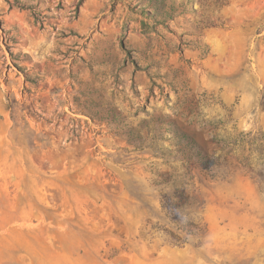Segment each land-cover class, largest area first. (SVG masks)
<instances>
[{"label":"rangeland","instance_id":"rangeland-1","mask_svg":"<svg viewBox=\"0 0 264 264\" xmlns=\"http://www.w3.org/2000/svg\"><path fill=\"white\" fill-rule=\"evenodd\" d=\"M151 2L0 0V264H264V0Z\"/></svg>","mask_w":264,"mask_h":264},{"label":"crops","instance_id":"crops-1","mask_svg":"<svg viewBox=\"0 0 264 264\" xmlns=\"http://www.w3.org/2000/svg\"><path fill=\"white\" fill-rule=\"evenodd\" d=\"M46 233H28L16 236L21 240H30L28 247L13 250L14 255L8 264H138L146 263L143 256H138L130 250L122 255H112L109 250L81 248H52L51 237ZM17 239V238H16ZM12 252V253H13Z\"/></svg>","mask_w":264,"mask_h":264},{"label":"trees","instance_id":"trees-1","mask_svg":"<svg viewBox=\"0 0 264 264\" xmlns=\"http://www.w3.org/2000/svg\"><path fill=\"white\" fill-rule=\"evenodd\" d=\"M149 7L150 10H145L146 14L155 19H160L164 13V7H167L166 0H154ZM183 136L187 141H192L186 134H183Z\"/></svg>","mask_w":264,"mask_h":264}]
</instances>
